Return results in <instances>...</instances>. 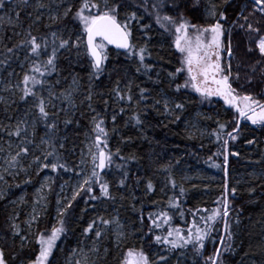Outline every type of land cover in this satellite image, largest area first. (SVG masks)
Masks as SVG:
<instances>
[{
    "label": "trees",
    "instance_id": "obj_1",
    "mask_svg": "<svg viewBox=\"0 0 264 264\" xmlns=\"http://www.w3.org/2000/svg\"><path fill=\"white\" fill-rule=\"evenodd\" d=\"M99 2L103 4V0ZM159 2L160 0L147 2L126 0L119 17L123 21L125 13L130 14L133 11L138 17H142L132 21L130 28L132 43L137 49L147 48L144 64L149 65L151 71L146 74L138 56L107 49L108 60L104 71L99 79L94 78L91 59L85 52V34L72 19L71 14L59 22L50 21L44 16L46 8L33 12V0H29L28 6L22 5L19 10V22L22 25L18 30L19 35H12L10 29L3 26L4 29H8L3 42L0 43V60L7 59L8 62L7 67L0 65L4 69L0 72V79L5 82L10 78L8 72H13V69L18 68L22 62L27 63L25 70L27 72L31 60L34 59L29 58L27 45L23 48L16 47L25 39L27 32L31 31L38 39H47L49 52L53 32L57 33V44L59 37L64 39L71 37L75 42L73 36L76 33L83 36V53H77L76 47L58 49L57 71L44 79L54 86L58 81H62L61 86L57 85L53 91L54 100L63 91L69 94L73 92L71 88L73 80H78L87 92L91 88L89 95L92 96V100H88V106L91 104V108L82 111L78 109L77 114L72 117L67 113L68 101L62 102L66 112L60 115L49 107V120L57 125L56 129L51 131L38 119V110L31 107L34 106L31 103L20 100L18 108L12 110L13 116H19L20 120L26 118L28 141L32 142L36 135L54 139L57 156L71 169L67 172L63 169L55 172L57 179L75 173L80 161L78 153L83 149L86 134L91 136V140L95 135L92 131L91 118L97 114L105 120L104 126L110 133L108 148L112 152L119 149L120 156L134 157L121 160L114 156L113 168L106 169V176L104 173L101 174L110 183L115 200H91L85 193H81L72 201V207L68 209L67 215L60 217L65 221L66 231L58 241V251L53 256L55 264H66L68 254L77 252L85 241L91 243L94 238L96 239L93 234L84 232L94 220L96 226L93 231L101 230L104 235L99 240L96 239L99 251L93 264H120V258L129 248L141 247L150 260L157 264H205L207 257L212 256L217 248L221 249V264H264V128L246 121L240 122V131L235 133L238 139H229L225 150L222 146L223 139L228 138L227 132L234 130L238 114L215 100L209 104H202L199 97L188 89L175 91V84H183L185 78L183 73H180L175 81L168 76V73L174 72L181 65L175 49L174 35L171 30L166 32L155 21V9L152 5ZM210 2H215L219 10L225 11L228 16V20L224 22L225 40L229 39L230 32L233 55L226 60L231 59L233 74L238 72L240 75V79L233 83V87L237 88L241 95L250 94L264 102V57L259 55L256 48L259 36H264V17L259 12H254L252 0H230L227 5L223 4L222 0H200L198 8H190L187 12L189 19L201 25L210 24L212 20L205 11ZM43 3L52 9H58L60 3L68 4L73 7L74 12L79 0H45ZM183 3L190 6L192 0H183ZM16 5L17 1L13 2L12 7H8L6 3V7L0 9V17L2 13L10 12ZM162 13L173 14L168 7L162 8ZM242 16H247V23L258 27L260 32H248ZM242 24L245 25L244 28L240 27ZM249 47L253 49L251 52L248 50ZM8 48H14L15 52L8 53ZM41 59H46V56H42ZM89 75H92L91 80ZM12 76L13 79L18 78L16 72H13ZM129 85L133 96L131 104L119 101L113 91L118 86L122 93L126 92ZM1 88L2 85L0 91ZM140 89H148L144 99H140ZM28 99L32 100L31 97ZM165 99L169 101V107L175 115L167 114L163 108ZM137 100L140 101L139 107ZM157 100L161 103L157 104ZM173 102L183 103L185 107L182 110L175 109ZM121 108L124 109L123 113H120ZM30 109L33 111L32 115L28 113ZM114 113L116 130L113 132L111 117ZM137 113L143 121L138 126L131 119ZM177 115L179 119H176ZM66 120H71V123H65ZM221 123L226 125L223 132L219 128ZM217 134L221 136L219 141ZM250 140L254 143H249ZM61 144L63 148H60ZM218 152L221 154L217 155ZM225 155L228 156L227 174L224 165ZM49 158L55 162V158ZM117 163L125 165V169H116ZM213 164H219L220 167H213ZM124 170L128 172L126 187L118 188V180L122 178ZM173 180L176 183L175 188L172 187ZM149 181L155 191H147ZM94 187L96 195H99V185ZM181 187L184 189L183 195L180 193ZM232 189L236 190L234 195ZM17 192L11 195V191L9 195L17 197ZM225 198L229 202L228 221L231 239L225 235L221 221L217 220L209 238L204 242L205 248L202 252H197L192 245L172 250L169 245H158L154 242L155 235H165L170 228H179L187 235V230L192 227L194 219L198 226H203L204 221L200 217L211 215L212 210L217 207L222 208ZM172 199L179 201V208L169 207L168 201ZM218 200L220 204L216 203ZM203 209L208 211L204 212ZM160 211H167L172 220L162 229H152L148 216ZM180 212L184 215L181 216ZM141 215L143 222L140 219ZM9 216V208L5 201L0 200V248L5 251L7 264H28V261L37 254L38 245L34 240L22 250L18 241H14L10 235L12 229L9 225ZM99 217L119 218L123 225L121 231L124 233L119 248L113 225L108 227L100 225ZM18 223L21 234H24L23 220ZM53 226H58V221L53 222L49 217L45 224L38 226V231L48 234ZM150 231L152 235H149ZM221 238L224 240L223 248L219 243ZM14 256L17 258L13 259ZM160 256L168 259L160 260Z\"/></svg>",
    "mask_w": 264,
    "mask_h": 264
},
{
    "label": "snow or ice",
    "instance_id": "obj_2",
    "mask_svg": "<svg viewBox=\"0 0 264 264\" xmlns=\"http://www.w3.org/2000/svg\"><path fill=\"white\" fill-rule=\"evenodd\" d=\"M14 0H7L8 7H12ZM147 2V0H145ZM230 0H222V3L227 5ZM254 12H259L264 16V0H253ZM126 0H103V4L99 0H79L78 7L73 12V7L68 6L63 11V17L59 15H51L50 20L59 22L62 18L67 19L71 14L77 25L80 26L82 32L86 34V41L84 43L85 52L91 57V68L93 69V76L99 79L100 75L104 71L105 63L108 60L107 47L106 45H114L117 49H124L129 56H138L140 65L144 68L145 74L151 71L149 65L144 64L145 54L147 52L146 47H137L131 42L132 31L130 28V23L141 19L138 17L136 12L133 11L130 14L125 13V19L122 21L119 19L121 12L124 10V5ZM20 5L28 6L29 0H19ZM200 5V0H192L191 5L183 3V0H160L159 3H154L152 7L155 9V21L160 25L166 32L171 30L175 37L174 44L175 49L181 54V66L176 68L174 72L168 73L171 80L175 81L180 73H186V79L183 84H175V91L180 92L181 89H191L192 91L199 94L202 100L211 101L213 97H218L224 102L225 105L230 109H234L238 114L236 117V124L232 132H227V139H223V147L227 150L229 139L236 140L238 136L235 133L240 131V122L250 121L252 125H256L264 128V102L254 98L250 94L241 95L237 88L233 87V83L240 79L239 73L233 74L231 58L232 48L230 40H225V23L228 20V16L225 11L219 10L218 5L215 2H210L209 7L205 10L207 15L211 18L212 22L210 24L201 25L198 23H193L187 12L190 8H198ZM6 7L5 0H0V9ZM35 9L47 8L48 5L43 3L42 0H36V3L32 5ZM168 7L173 14L162 13V8ZM15 11V9H14ZM147 11V9H145ZM194 14V13H193ZM16 19L19 20L20 12H15ZM39 19V17H37ZM242 19L246 22L248 32L259 33L260 29L258 27H253L251 23H247L248 17L242 16ZM146 27H151V25H146ZM244 28L245 25H240ZM18 33H14L17 35ZM52 47L49 52V41L45 38H39L32 34L31 31L27 32L25 39L16 45V47L23 48L25 45L28 46L27 51L29 53V58H34L31 60L28 71L22 76V79L13 85L10 81L5 82V80L0 79V85L3 86L4 91H11L15 94V90L20 93L19 99L24 102H29L34 105L38 110V119L44 122L46 129L55 130L57 125L55 122H50V112L49 107H55L52 104V99L55 98L49 86V98L46 100L41 94L43 87L48 83L44 78L51 75L57 71V59H58V49H70L71 47L79 48L81 46V40L83 36H78L75 42L72 38L64 39L59 37V44L56 43L58 37L57 33L52 34ZM227 44V47L225 45ZM256 48L259 50V55L264 57V36H259L256 41ZM250 52L253 50L251 47L248 49ZM8 53H14V48H8ZM42 56H46V59H41ZM259 63V61H258ZM0 65L7 67V59L0 60ZM23 67V65H21ZM3 67H0V72H3ZM140 71V68H137ZM255 71V68H253ZM13 72H8V76L11 77ZM75 84L76 81L73 80ZM249 83L251 81L249 80ZM116 98L119 101H126L131 104L133 101V96L131 94V86L127 87V91L123 92L117 86L114 90ZM148 89H140V99L145 98V93ZM61 95H65L61 93ZM29 97L32 98L29 101ZM65 99L71 101L70 95L65 96ZM87 99L92 100V96L88 95ZM4 102V98L0 97V103ZM15 103V101H13ZM107 104V101H105ZM137 107H139L140 101L137 100ZM157 104L161 103L160 100L156 101ZM91 108V104H89ZM173 107L175 109L182 110L185 105L183 103L173 102ZM163 108L169 115H175L172 108L169 107V101L165 99L163 101ZM95 111V109H93ZM124 109H120V113H123ZM135 121V125H141L143 123L140 114L137 113L135 116L131 117ZM179 119V116H176ZM113 124V132L116 123V114L114 113L111 117ZM65 123H71V120H66ZM92 131L95 133L92 138V144L88 147L87 155L88 161L81 159V164L90 162L92 169L90 174L83 177L82 183L77 186L72 200L74 201L81 193H85L91 200H115V196L111 192V185L101 173L107 175V170L113 168L114 159L113 157H119L121 160L134 159V157H123L120 156L119 149L116 152H112L108 148V137L110 135L108 129L104 126L105 120L99 116V114L91 118ZM35 128V123L32 125ZM220 131L223 132L226 129V125L221 123L219 125ZM7 132L9 136H15L20 138L24 134V140L22 141V146L18 148L15 155L9 154V158L4 161L7 165V171L9 174H15L12 170L16 169L20 165V159L22 156L29 155L30 149L27 144L31 141L26 139L28 134V125L25 120H20L17 122L15 127L9 125L7 128L3 129ZM35 135V132H32ZM221 139V136L217 134V141ZM43 144L47 145V150L45 151V159L41 160L40 157H36L33 163L38 165L39 170L43 171L45 169H50L52 172H59L61 169L64 171H70L71 169L60 161L56 153V144L54 139H46L42 141ZM249 143H254V141H249ZM11 147V144L9 145ZM63 148V144L60 145ZM94 149V150H93ZM221 153H217L220 155ZM236 155V153H233ZM83 156V153H82ZM47 157L55 158V162L49 163ZM228 162V156H224L225 174L226 166ZM213 167L219 168V164H213ZM116 169H125L123 164H115ZM27 171V169H21ZM38 174V173H37ZM128 178V172L124 170L122 172V178L118 180V188H125L126 181ZM51 177H46L47 180H51ZM0 181H4L5 177L0 174ZM30 180H25V183H30ZM172 187H176L175 181H171ZM99 185V195H96V189L94 185ZM19 186V185H17ZM43 187H48L47 183ZM147 191H155L153 184L149 181L147 183ZM225 188L227 186L225 185ZM43 191V188L41 189ZM51 191V188H49ZM235 189H232L233 195L235 194ZM181 195L184 194L183 187L180 188ZM4 198L3 192H0V199ZM43 198V197H41ZM36 204L40 203V199H37ZM58 204L60 201L57 202ZM220 204V201H216ZM168 205L171 208H179V201L172 199L168 201ZM47 205H45L46 208ZM72 207V203L69 202L64 206L63 210L57 209L58 211V226H53L48 234L44 232H37L35 236V244L38 245L37 254L34 255L28 264H55L53 259L54 253L58 251V241H60L61 236L65 233V221L60 217L67 215L68 209ZM135 207V205H133ZM197 211H201L197 209ZM207 212V209H203ZM183 216L184 213L180 212ZM230 216L229 202L225 198L223 201L222 208L217 207L212 210L211 215L201 216L200 219L204 221L203 226H198L195 219L192 221V227L187 230V235H185L179 228H170L166 231L165 235H155L154 242L158 245H169L170 249H182L189 245L196 248L197 252H202L205 248V241L209 238L213 228L217 222L220 220L223 224V231L229 239H231L230 224L228 217ZM19 217L17 216L16 219ZM141 222H143V216L140 217ZM148 220L151 222L152 229H162L165 225H169L172 220V216L169 215L167 211H160L155 214H149ZM38 222V216L36 215V210L33 209V214L27 221L28 227L31 228L33 224ZM239 221L237 220V223ZM100 225L108 227L115 223V235L117 239V248L120 247V243L124 238V233L121 231L123 225L120 224L119 218L115 219H105L104 217H99ZM96 226V221L88 225L84 230L85 234H93L97 240L100 239L104 232L101 230L93 231ZM11 229L13 230V237L21 235V228L18 223L12 222ZM195 229V231H193ZM149 235H152L151 231ZM21 249L25 247L24 242L28 241V236L21 237ZM221 248L224 247V240L221 238L219 240ZM226 251L228 249H225ZM92 251H99V249L93 248ZM15 259V257H13ZM87 258H85L86 260ZM165 256H160V260H167ZM221 264V249L217 248L212 256L207 257L205 264ZM0 264H7L5 259V251L0 248ZM76 264H81V261H76ZM120 264H157L150 260L149 256L145 253L143 247L129 248L121 258Z\"/></svg>",
    "mask_w": 264,
    "mask_h": 264
},
{
    "label": "rangeland",
    "instance_id": "obj_3",
    "mask_svg": "<svg viewBox=\"0 0 264 264\" xmlns=\"http://www.w3.org/2000/svg\"><path fill=\"white\" fill-rule=\"evenodd\" d=\"M45 0H42V2ZM33 3H36V0H33ZM17 4H19V0H17ZM33 4V5H34ZM60 7L58 9H52V8H46L44 10V16L48 20L51 15H59L63 17V11L66 7L69 5H62L60 3ZM22 5L17 7V5L7 14L2 13L0 17V22L2 23L0 25V43L3 42V39L5 35L7 34L8 29H4L3 26H7L10 30L9 32L14 35V33H18L19 35L20 26H22L19 22V20L16 19L15 12L19 11ZM15 9V11H14ZM40 10H37L33 8V12H38ZM32 17H34L32 13ZM264 17V16H263ZM52 21V20H50ZM78 36H81L80 33H76L73 38L74 41ZM81 46L79 48H75L77 50V53H83L82 52V40H81ZM85 43V41H84ZM179 54V60L181 65V54ZM227 58V57H226ZM23 65V67H21ZM27 67L26 62H22L18 68L13 69V72H16V77L14 78L11 76L7 82H11L13 85H15L17 82H19L23 76V73L25 72ZM92 69H90L91 72ZM184 78L186 79V73H183ZM89 78L91 80L92 75H89ZM76 83H71V88H73V92L71 94L67 93V91H63L65 95H61L56 99H52V104L55 105V107H50L51 110L57 111V114L60 115V113L66 112L64 109V106L62 105V102L68 101L69 109L67 110V113L70 114L72 117H74L77 114V110L80 109L82 111L83 109H89L88 106V99L87 96L90 94V90L87 92L82 87V84L79 83L78 80H75ZM48 83L43 87L42 89V95H44L45 99L47 100L49 98V86L53 93L54 89L58 85L61 86L62 81H58V84L54 86L51 82L47 81ZM189 92L199 97L202 104H209L212 101L217 102H224L220 100L218 97H213L211 101H204L201 99L198 93L192 91L191 89H188ZM70 95L71 101L65 99V96ZM19 96L20 93L18 90H15V94L11 91H4L3 86L0 91V97L4 98V102L0 103L1 110H0V174H3L5 177L4 181H0V192H3L4 198L0 199L1 201H5L6 206L10 210V216H9V225L11 227V223L15 222L18 223L23 220V232L24 234H21L20 236L13 237L12 233L10 234L11 237L14 239V241H18L19 246H21L22 236H28V241L31 243L34 242L36 233L38 231V226L43 225L46 223L49 217H51V220L53 222L58 221V211L63 210L64 206L67 205L69 202L72 203V196L77 189V186L82 183L83 177L90 174V171L92 169V165L90 162H86L85 164H81V159L83 158L85 161H88V147L92 144L91 136L87 133L86 138L84 140L83 149L78 153L80 155V161L78 162L77 169L73 175L67 174L63 176V179H57L55 172H52L50 169H45L43 171L39 170L38 165L33 163V160L36 157H40L41 160L45 159V151L47 150V145L43 144L42 141L46 140L47 138L40 137L38 135L34 136L32 139V142L27 144V147L30 149L29 155L22 156L20 159V165L12 170L15 174H9V171H7V165L4 163L5 160L9 158V154L15 155L16 151L20 146H22V141L24 140V134L20 138H17L15 136H9L7 135V132L4 131V128H7V126L11 125L15 127L18 121H20V117H15L12 115V110L17 109L19 106ZM15 101V103H13ZM33 105V104H32ZM225 105V104H224ZM227 108L228 106L225 105ZM34 107V106H31ZM230 109V108H229ZM235 112L234 109H231ZM29 115H32L33 111L32 109L28 110ZM251 124L250 121H246ZM11 144V147L9 145ZM94 150V149H93ZM83 153V156H82ZM49 163H53V161L47 157L46 158ZM21 169H27V171H23ZM38 173V174H37ZM46 177H51V180L46 181ZM25 180H30V183H25ZM64 180V181H63ZM47 183L48 187H43ZM19 185V186H17ZM43 188V191L41 189ZM49 188H51V191H49ZM12 191L11 195L15 192H17V197H12L9 195V193ZM43 197V198H41ZM40 199V203L36 204V200ZM60 201L58 204L57 202ZM45 205L46 208H45ZM33 209L36 210V215L38 216V222L33 224L31 228L28 227L27 221L30 219L31 215L33 214ZM19 217L16 219V217ZM115 219V218H114ZM19 224V223H18ZM122 225V223L120 222ZM114 231L116 229L115 223L112 224ZM13 232V230H12ZM117 240V239H116ZM29 242H24L25 246L30 245ZM97 240L94 238L91 243H87L86 241L82 244L80 249L77 250L75 253H70L66 257V264H76V261H81V264H93L95 261L96 256L98 255V251H92L93 248L98 249L96 247ZM17 258V256H14ZM85 258H87L85 260ZM22 264V263H18Z\"/></svg>",
    "mask_w": 264,
    "mask_h": 264
},
{
    "label": "water",
    "instance_id": "obj_4",
    "mask_svg": "<svg viewBox=\"0 0 264 264\" xmlns=\"http://www.w3.org/2000/svg\"><path fill=\"white\" fill-rule=\"evenodd\" d=\"M15 1V0H14ZM7 2V0H6ZM85 41H86V38H85ZM108 46L109 48L113 49L114 51L116 52H122V53H125L126 51L124 49H117L114 45H106ZM106 171V170H105ZM102 174V173H101Z\"/></svg>",
    "mask_w": 264,
    "mask_h": 264
}]
</instances>
